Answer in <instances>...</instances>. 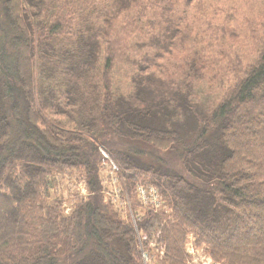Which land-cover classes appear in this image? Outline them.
I'll list each match as a JSON object with an SVG mask.
<instances>
[{"label": "trees", "instance_id": "obj_1", "mask_svg": "<svg viewBox=\"0 0 264 264\" xmlns=\"http://www.w3.org/2000/svg\"><path fill=\"white\" fill-rule=\"evenodd\" d=\"M144 2L152 3L110 1V17L104 0L95 7L79 0L72 8L69 0H0V264H143L135 231L105 212L93 153L98 145L114 152L126 170L151 174L158 187L168 185L163 192L178 220L196 232V243L208 248L215 264H264V241L248 237L253 227L264 232V39L253 33L258 52L250 61L227 51L240 69L215 108L197 97V69L183 87L134 68L133 94H119L109 73L121 48L105 45L115 43L120 29L126 36L143 33L145 16L135 12ZM221 28L207 27L206 36H226ZM222 36L215 49L220 56ZM109 86L114 94L105 95ZM90 101L115 128L123 124L149 137L143 141L148 150L135 143L109 149L120 136L102 132L95 143L79 144L75 133L49 120L65 119L68 128L83 133L92 117L86 115ZM165 154L178 165H167ZM141 157H151L154 166H140ZM66 169L84 171L92 193L70 218L50 202L61 204L51 194L53 171ZM160 218L149 212L140 231L151 235ZM235 235L245 239L241 247L230 244ZM178 244L167 258L180 255Z\"/></svg>", "mask_w": 264, "mask_h": 264}, {"label": "rangeland", "instance_id": "obj_2", "mask_svg": "<svg viewBox=\"0 0 264 264\" xmlns=\"http://www.w3.org/2000/svg\"><path fill=\"white\" fill-rule=\"evenodd\" d=\"M103 0H92L93 7L102 6ZM104 0L103 6L107 14L112 17L113 10L109 2ZM132 1V0H131ZM144 1V0H139ZM151 4L144 2L136 10V14L141 12L144 21L143 33L130 32L124 35L120 29L119 37L114 42L109 41L105 46L114 48L116 45L121 48V52L115 54V60L110 78L117 82L114 88L122 93L133 94V86L129 82L133 69L150 70L156 73V80L162 76L183 87L190 76H193L194 69L199 71L200 78L195 82V90L199 99L206 100L214 108L225 98L230 90L238 67L235 58H227V51L231 56L240 53V58L244 61L253 60L257 57L253 33L258 38L264 39V0H150ZM79 0H69V8L76 6ZM126 4L127 2L124 1ZM152 6V10H151ZM125 5L120 8H124ZM173 10V11H166ZM168 17V18H165ZM149 18V23L147 19ZM180 19L182 32L179 34ZM151 24L155 30L147 34L146 28ZM223 26L226 36L213 35L208 37L207 27ZM171 30L167 37L163 31ZM162 36L166 38H162ZM222 36L218 46L224 56H220L216 49L218 43L216 39ZM165 50L170 54L164 53ZM105 55V54H103ZM210 60L212 65L208 67L203 62ZM246 61V62H247ZM110 86L105 93L111 95ZM127 98V97H126ZM128 101H134L127 98ZM135 106L139 103L134 101ZM92 101L89 102L86 115H92L91 119L84 121L81 129L83 133L66 126L67 120L54 117L49 120H58V127L62 132L72 131L79 144L86 142L95 143V138L99 133L101 136L108 134L118 135L119 139L110 140V148L116 150L122 147L121 143H135L134 147L147 151V146L143 141L149 139L144 133L127 128L120 124L117 128L113 123H108L102 115L94 108ZM93 112V114H92ZM94 115V117H93ZM95 118V120H94ZM63 122V125L61 123ZM114 131L115 133H113ZM108 146V145H107ZM107 149L104 145H98L96 157V167L100 182V194L102 203L107 207L108 213H114L121 220L119 222L129 225L136 233L134 240L135 247L141 254L143 264H173L172 260H180L182 264H215L207 247L196 243L197 234L194 230L188 229L179 221L175 209L165 195L163 188L169 190L168 185L163 182L160 188L152 175L141 174L139 170H126L122 163L114 156V152L103 151ZM153 155V154H151ZM151 157H141L140 166H154L150 164ZM169 166H177L178 160L172 154H165L162 157ZM52 178H55V186L51 190L54 199L60 201V205L50 197L52 208L59 207L63 217L70 218L75 212L81 200L92 195L87 175L84 171L62 170L53 171ZM128 177H133L129 181ZM152 177V178H151ZM129 183L132 189L129 190ZM163 193V194H162ZM149 212L161 218L155 225L151 235L142 233L141 221L148 220ZM246 223L250 224V219L243 215ZM166 231V238L162 236ZM237 234V233H236ZM254 241H264V232L257 228H252L248 236ZM244 238L234 236L231 245L243 244ZM179 243V244H178ZM178 244L180 255L174 254L167 258L166 254ZM241 247V245H239Z\"/></svg>", "mask_w": 264, "mask_h": 264}]
</instances>
